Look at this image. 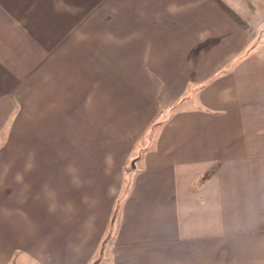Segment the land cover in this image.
Masks as SVG:
<instances>
[{"label":"crops","instance_id":"obj_1","mask_svg":"<svg viewBox=\"0 0 264 264\" xmlns=\"http://www.w3.org/2000/svg\"><path fill=\"white\" fill-rule=\"evenodd\" d=\"M94 260L264 264V0H0V264Z\"/></svg>","mask_w":264,"mask_h":264},{"label":"trees","instance_id":"obj_2","mask_svg":"<svg viewBox=\"0 0 264 264\" xmlns=\"http://www.w3.org/2000/svg\"><path fill=\"white\" fill-rule=\"evenodd\" d=\"M237 20V19H236ZM241 25H243L241 22H239ZM104 244V241L102 242ZM97 260H94L91 264H96Z\"/></svg>","mask_w":264,"mask_h":264},{"label":"rangeland","instance_id":"obj_3","mask_svg":"<svg viewBox=\"0 0 264 264\" xmlns=\"http://www.w3.org/2000/svg\"><path fill=\"white\" fill-rule=\"evenodd\" d=\"M100 261H101V260H99V261L97 260V263H96V264H100V263H98V262H100Z\"/></svg>","mask_w":264,"mask_h":264}]
</instances>
